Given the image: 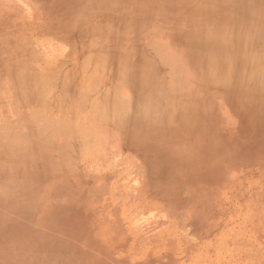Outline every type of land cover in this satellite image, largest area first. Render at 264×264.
<instances>
[{"label": "rangeland", "instance_id": "rangeland-1", "mask_svg": "<svg viewBox=\"0 0 264 264\" xmlns=\"http://www.w3.org/2000/svg\"><path fill=\"white\" fill-rule=\"evenodd\" d=\"M7 44L29 73L61 69L53 86L70 75L78 82L68 108L71 96L87 114L150 88L187 113L152 137L110 114V123L93 119L102 133L84 153L72 139V154L53 144L18 159L0 140V264H264L263 77L241 73L264 63V0H0ZM215 65L223 72L211 76ZM83 83L89 91L78 96Z\"/></svg>", "mask_w": 264, "mask_h": 264}, {"label": "bare ground", "instance_id": "bare-ground-1", "mask_svg": "<svg viewBox=\"0 0 264 264\" xmlns=\"http://www.w3.org/2000/svg\"><path fill=\"white\" fill-rule=\"evenodd\" d=\"M90 31H92V30H90ZM96 41H93V43L91 44L93 46V48L91 46L92 49L88 48L89 56L92 55L91 50L95 49L94 45H95ZM96 44H98V43H96ZM131 49H133V47ZM0 52L3 53V54H1V55H3V58L0 59V81H1L0 87L3 86V90H4L3 92L4 93L2 95L7 94V101L6 102L4 101V96H0V140H3L2 142L5 141L3 145L5 147H7V149H6L7 151H10L11 149L17 150V153H18L17 158L18 159L23 158V156L25 155L24 153L26 151H29V150L31 151L32 149H35V148H39L41 150V152H43L45 154L46 151H49L51 149L50 147L53 144H58V152L59 151L61 153L65 152V150H64L65 147L68 148L67 152H69L71 150V147H70L71 144L69 142L70 141L72 142L73 141L72 139H74L73 143L78 144L77 142H79L80 145L81 144L84 145V147L81 145V150H82V147L84 148L82 150V153H84L86 146H87V148L89 146H90V148H92V146H95L97 144V143H94L95 142L94 137H96V142H98L99 140L97 139L98 138L97 135L99 134V136H100V134L102 133V131L98 128L100 125L95 126V124H96L95 121H94L95 123L93 124V119L95 120L96 118H98V119H96V121L102 119L100 122L106 123V122H109V119L106 121V118H109L111 116L110 118L113 121L117 122L118 126L121 127L122 129L128 128V130L132 131L135 135L143 134V135L151 136V134L152 135L156 134L154 131H151L153 128L159 131L160 126L162 124H165V122L168 123V120L175 119V121H176L177 116H180V114H178V113H182V112L187 113L184 105L180 102H176V101H174L168 97H165V98L161 97L160 99L151 97L150 94H152V91L149 88L148 94L147 95L144 94V98L142 100H140V98L137 96H135V98H132L131 97L132 95H130V97H129L128 96L129 95L128 90H124L123 92L128 94V95H126L124 93L127 96L126 98L123 95V93L121 95L115 93L116 95L114 96V98L110 101H106L104 103L102 102V106L100 105L101 101H100V103L97 102L99 105L98 104H96V105L94 104L95 106L90 105V112L88 109L87 112H89V113L85 114L84 113L85 108L83 109V98L80 99V98H77V96L76 97L71 96L70 97L71 101L69 103L70 108H68L67 105L65 106V102H66L65 99L67 98L68 93L72 92V91H68L71 89L72 84L74 86L72 89L75 90L74 89L75 88V84H74L75 81H73L74 78L71 75H70L71 78L69 77L68 79L64 74L65 71L63 72V75L66 77L65 79H61V77L62 78H64V77H63V75L62 76L60 75L61 80L60 79L59 80L61 81V83L63 81V83L61 84L60 81H58L61 84V87H59L60 86L59 83L57 85H59L58 87L60 88L58 90L61 91V89H62L63 94L60 96L61 93L57 94L58 93L57 92L56 95H59L60 97L58 96L57 98L55 97V99H53L54 96L53 97L51 96V91H52L51 89L54 86L55 87L57 86L55 84L53 86V82L56 81V83H57V80H58L57 76L59 78V73H60L61 69L58 70V68H57L59 73H58V71H55V73H53V71L51 70L52 73H50V74L56 75V73H57V75L55 76L56 80H54L53 79L54 75L44 73V71H41V70L40 71L45 75H42V73H38V72L37 73H32V72L29 73L27 67L24 66L25 63L23 64V62H21L22 60H21V58H19L17 52L13 54V52L10 50V44H7L5 47L3 45H0ZM165 52L167 53V51H165ZM166 53H165V55H166ZM6 54H9V55H6ZM169 57L171 59L172 55ZM165 58L167 61L168 57H165ZM174 58L175 57L172 58V62H174L173 61ZM163 60H165V59H163ZM115 61H116V58H115ZM263 62H264V59H263ZM113 64H114V61H113ZM170 64H172V63H170ZM261 64H264V63H257L253 66L251 65L250 69L247 67H243L241 73L244 74L246 72H251L253 75L260 74L263 78L261 79L259 84H261V86L264 87V70H263V68H261V66H260ZM104 65H103V67H106ZM116 65H117V63L115 64V66ZM173 65L176 67V63H173ZM84 66H85V64L83 65V67ZM8 67H10V68H8ZM121 67H122V69H128L129 67H128L127 61H123ZM178 67H180V65ZM259 67L261 68V70L258 69ZM29 68H31V67H29ZM222 68L223 67H220L219 65H215L214 68L210 69L208 73L212 74L211 76H213V75H215L221 71L223 72ZM226 69H231V68H226ZM100 70H101V68H100ZM83 71H84V69H83ZM96 72H98V71H96ZM96 72L94 74H96ZM119 72H121V71H119ZM187 72H185V73H187ZM123 73H124V71H123ZM182 73H184V72H182ZM66 75H68V74H66ZM224 75L226 77H224L223 79L226 80V82L230 81L232 71L229 70V71L225 72ZM187 76H188V73H187V75L184 76V79H185L184 86H186V84L188 83V81H186V78L187 79L190 78V75L188 77ZM3 77H5L6 82H4V80L2 79ZM88 77H89V75H88ZM92 77L94 79V75ZM92 77H91V79H92ZM181 77H182V75H181ZM151 78H153V77H151ZM93 79H92V81H94ZM180 79H182V81H184L183 78H180ZM137 80L141 83L143 82L139 77H137ZM173 80H175V79H171L169 81V83L171 82L170 85L172 84ZM179 80L178 81L176 80V81L179 82ZM191 80H192V82H194L193 79H191ZM88 81H89V78H88ZM92 81H91V83H92ZM154 81H155V79H154ZM176 81H174V83H176ZM182 81L179 83L182 84ZM71 82H72V84H71ZM79 83H80V81H79ZM124 83H126V82H124ZM80 85H82V84H80ZM126 85H127V83H126ZM128 85H129V83H128ZM177 85H178V83H176L175 85L173 84L169 87L172 88L173 86H177ZM4 86H6V88H4ZM188 86H192V84H189ZM8 87H10L9 91H11L12 95L14 96L13 98H11L8 95L9 91L6 92L8 90ZM85 87L87 89H85ZM81 88H82V90H81ZM81 88H77V90L78 89L80 90V94L79 95L77 94L78 96H80L81 93L82 94L84 93V89L86 91H89L88 85H84V83H83ZM97 88H98V86H97ZM171 88H169V91H171L170 95L175 92V89L171 90ZM181 88H182V86H181ZM79 90L77 93H79ZM157 90L158 89H156V91ZM191 90H192V88H191ZM95 91H97V90L95 89ZM95 91H94V93H95ZM75 92L74 93L72 92L71 94H75ZM90 92H91V90H90ZM106 92L108 94L109 90L108 91L106 90ZM160 92H161V90H160ZM102 93L103 92H101V94ZM164 93H165V91H164ZM97 94L98 93H96V95ZM84 95L85 96H88V95L91 96L92 94L86 95V93H85ZM96 95H95V97L98 96V95L97 96ZM190 95H191V93H190ZM93 97H91V98L87 97L86 98L88 106L91 102V101L89 102L88 99L93 100L94 99ZM86 99H85V101H86ZM66 100H68V99H66ZM99 100H100V98H99ZM96 101L97 100H95V102ZM91 104H93V102H91ZM97 105L99 107H97ZM63 106H65L66 108H64ZM84 106L86 107L87 104ZM52 109L54 110V112L51 111ZM81 110H83L82 113H81ZM105 115H109V117H106ZM99 118H101V119H99ZM104 118H105L104 121H106V122H103ZM112 123L114 125V122H112ZM109 129L107 132H111V134H112V132H114V134H117V132L112 131L113 129H110L111 131H109ZM104 130L105 129H103V131ZM114 134L112 136H114ZM93 143H94V145H93ZM68 144H70V146ZM76 144L74 146L77 149ZM72 146H73V144H72ZM74 146H73L72 150L74 149ZM78 148H79V146H78ZM93 148L95 149V147H93ZM89 149H88V151H91ZM0 150H1L0 153L4 151V149L3 150L0 149ZM15 150H14V152H16ZM54 150H56V149L54 148ZM72 150L69 153L72 154L73 153ZM76 152H74L75 158L78 156V155L76 156ZM85 152H87V151H85ZM69 153L68 154L65 153V154L68 155V158H72V160H74L75 158L73 159V155H71L72 157H70ZM82 153L80 154L79 157L82 156V158H83ZM88 153L89 152H87V154ZM78 154H79V152H78ZM59 155H60V153H59ZM62 155H64V154H62ZM84 155H86V153ZM88 155L93 156V152H91V154L89 153ZM94 155H95V150H94ZM65 157H67V156H65ZM69 161H70V159H69ZM72 162H74V161H72ZM3 173H4V170L0 169V176L3 175Z\"/></svg>", "mask_w": 264, "mask_h": 264}]
</instances>
